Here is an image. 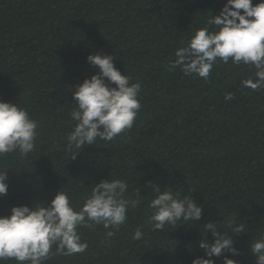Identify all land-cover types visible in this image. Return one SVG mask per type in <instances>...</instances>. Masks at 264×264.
Here are the masks:
<instances>
[{
    "label": "trees",
    "instance_id": "obj_1",
    "mask_svg": "<svg viewBox=\"0 0 264 264\" xmlns=\"http://www.w3.org/2000/svg\"><path fill=\"white\" fill-rule=\"evenodd\" d=\"M226 0H0V100L18 103L39 122L36 151L27 160H0L8 192L0 216L15 206L50 203L68 189L77 204L93 184L126 179L141 205L126 226L101 245L104 229H81L89 248L47 264H191L203 256V225L232 218L246 231L233 237L237 264H255L249 244L264 235V90L242 88L253 69L217 64L206 82L167 71L176 49ZM260 0H253V4ZM141 84L142 108L126 139L85 147L74 160L62 148L77 83L98 73L87 63L97 53ZM234 99L226 101L225 94ZM148 182L192 196L199 222L180 221L153 232L147 220ZM135 198V197H133ZM144 238L132 240L135 229ZM223 264V258H214ZM14 264V262H5Z\"/></svg>",
    "mask_w": 264,
    "mask_h": 264
},
{
    "label": "clouds",
    "instance_id": "obj_2",
    "mask_svg": "<svg viewBox=\"0 0 264 264\" xmlns=\"http://www.w3.org/2000/svg\"><path fill=\"white\" fill-rule=\"evenodd\" d=\"M175 59L167 71L179 70L184 76H197L208 81L217 64L241 65L253 69V75L241 81V87L252 91L264 90V0H226L218 15H211L197 28L185 45L176 49ZM98 73L77 83L72 90L74 104L69 116L72 130L66 134L63 152L74 160L87 146L98 141L124 140L133 129L141 111V84L114 66L111 55L97 53L87 57ZM226 101L234 99L225 94ZM39 122L29 110L0 100V160L10 154L27 160L36 151L40 135ZM7 166L0 164V196L8 192ZM126 179L109 178L93 184L88 195L77 204L68 189L59 190L50 203L33 207L15 206L10 215L0 216V264H47L55 256L70 257L85 253L89 243L81 229L94 230L102 226L101 245L110 247L112 239L126 226L130 209H137L142 201L140 191L129 194ZM152 198L148 204L150 230L165 231L180 221L199 222L202 207L192 196H181L172 187L148 182ZM135 197V198H133ZM221 223L209 220L203 225L212 242L204 238L199 248L204 255L192 259L191 264H237L229 258L240 255L233 237L246 231L244 223L229 218ZM133 241L144 238L137 228ZM255 264H264V235L249 244Z\"/></svg>",
    "mask_w": 264,
    "mask_h": 264
}]
</instances>
